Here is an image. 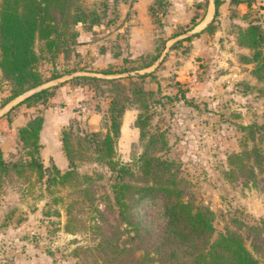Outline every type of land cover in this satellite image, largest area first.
<instances>
[{"label": "rangeland", "instance_id": "1", "mask_svg": "<svg viewBox=\"0 0 264 264\" xmlns=\"http://www.w3.org/2000/svg\"><path fill=\"white\" fill-rule=\"evenodd\" d=\"M82 2L87 9L95 10L102 21L92 29L77 26L78 43L68 57L63 53L48 56L43 41H36L34 46L41 56L39 70L45 77L55 72L66 76L72 68L82 72L47 84L62 82L52 90L46 104L34 107L16 106L24 97L1 107L10 94V86L6 81L0 84V147L4 158L15 160L24 155L18 129L38 112L44 117L40 154L46 167L54 164L53 158H58L62 150L65 128L73 125L71 141L76 149L80 146L74 135L105 134L110 123V87L102 83L100 89L95 85L81 86L72 78H119L126 89L137 88L140 103L147 102L151 114L149 132L161 133L167 141L161 155L176 162L175 168L188 180L197 201L213 210L217 233L241 234L248 240V249L260 260L261 254L252 249L249 238L254 236L250 227L259 226L264 234V167L256 170L257 184L231 182L224 171L228 155L243 150L245 131L241 127L264 121V79L254 73L256 64L244 59L251 58L253 51L237 43L239 30L251 22L264 28V0H251L247 7L224 0L212 30L204 29L214 15L206 23V0ZM197 18L200 23L193 28ZM193 33L199 34L188 38ZM150 62V67L143 68ZM104 70L114 74L105 75ZM124 70L130 71L123 73ZM145 73H152L153 77L126 79ZM125 105L114 160L132 165L142 156L145 141L135 126L138 105ZM10 110L9 122L4 116ZM252 146L249 139L248 149ZM155 149L153 145L151 150ZM75 167L81 174L103 175L101 181H96L98 197L109 192L108 166L80 159ZM39 188L38 185L32 194L10 186L0 191V264H84L85 255L77 249L93 246V233L83 227L67 232L65 203L57 206L60 216L52 211L45 213V203L51 197L47 193L39 197ZM60 189L67 203L68 188ZM12 209L14 213L10 215ZM5 219L6 225L1 226ZM81 219L86 224L90 220L85 214Z\"/></svg>", "mask_w": 264, "mask_h": 264}, {"label": "trees", "instance_id": "2", "mask_svg": "<svg viewBox=\"0 0 264 264\" xmlns=\"http://www.w3.org/2000/svg\"><path fill=\"white\" fill-rule=\"evenodd\" d=\"M212 1L214 15L204 28L207 30H212L224 3V0ZM250 1L231 0L230 4L246 2L250 5ZM208 4L209 0H206ZM200 20H194L193 28ZM101 21V16L95 10L87 9L82 0H1L0 84L6 81L10 86V94L1 107L21 97L24 98L16 106L46 104L52 90L62 85V82L47 85L66 73L43 75L38 67L41 56L35 50L36 41L44 42L48 56L63 53L68 57L78 43L77 26L92 29ZM198 34L193 33L188 38ZM237 43L253 51L251 58L244 59L254 62V73L258 79H264V28L251 22L239 30ZM75 55L79 54L75 52ZM152 64L150 62L143 68ZM67 72L82 70L72 68ZM102 73L114 74L111 70ZM147 77H153V74L129 75L126 79ZM72 79L81 86L95 85L100 89L102 83L110 87L112 96L107 132L74 135L80 146L76 149L71 141L73 125L65 128L61 142L68 167L65 170L56 164L46 167L40 154L44 117L38 112L18 129V139L25 150L23 156L7 160L0 147V191L10 186L18 187L24 194H32L39 185V197L45 193L51 197L45 203V213L52 211L56 216H60L57 206L65 203V230L75 232L78 227H83L95 238L93 246L77 249L85 255L84 264H264V234L259 226L250 227L254 236L249 241L252 249L261 254L260 260L248 249V240L241 234L231 231L217 233L213 210L197 201L188 180L175 168L176 162L161 155L167 147L166 138L161 133L149 132V106L147 102H139L137 88L126 89L119 78L83 75ZM129 102L138 105L135 126L145 141L142 156L132 165L114 160L125 104ZM11 110L4 116L9 122ZM241 129L245 131L243 150L228 155L224 175L231 182L247 185L254 181L253 184H257L256 170L261 171L264 167V121ZM249 139L253 141L251 149H248ZM153 145L155 152L151 150ZM80 159L94 160L109 167V192L98 197L96 181H101L103 175L78 172L75 162ZM63 187L68 188L67 203L60 195ZM262 192L264 198V188ZM13 213V209L10 210V215ZM84 214L91 220L88 224L81 219ZM6 223L5 219L1 226Z\"/></svg>", "mask_w": 264, "mask_h": 264}, {"label": "crops", "instance_id": "3", "mask_svg": "<svg viewBox=\"0 0 264 264\" xmlns=\"http://www.w3.org/2000/svg\"><path fill=\"white\" fill-rule=\"evenodd\" d=\"M257 1L259 2L260 0H257ZM229 2H230V0H228V4H229ZM225 3H226V2H225ZM243 4L245 5V7H247V5H248L247 3H240L239 6H243ZM252 4L254 5V3H252ZM261 4L264 5V2L261 3ZM213 13H214V5H213V2H212V0H211V1L209 2V4H208L207 14H206V17H205V19H207V20H206V23H208V22L210 21V19L212 18ZM43 134H44V130H43V132H42V134H41V138H43ZM50 160H51V159H50ZM53 162H54V164H56L60 169H65V168L68 167V161H67L65 155L63 154L62 150H60V151L58 152V158H53Z\"/></svg>", "mask_w": 264, "mask_h": 264}, {"label": "water", "instance_id": "4", "mask_svg": "<svg viewBox=\"0 0 264 264\" xmlns=\"http://www.w3.org/2000/svg\"><path fill=\"white\" fill-rule=\"evenodd\" d=\"M74 74L75 73H70V74H68V75H66V76H63L61 79H59V80H64V79H67V78H71V77H73L74 76Z\"/></svg>", "mask_w": 264, "mask_h": 264}]
</instances>
